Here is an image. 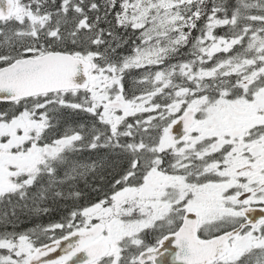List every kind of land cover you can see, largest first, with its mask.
<instances>
[{"label":"snow or ice","instance_id":"snow-or-ice-1","mask_svg":"<svg viewBox=\"0 0 264 264\" xmlns=\"http://www.w3.org/2000/svg\"><path fill=\"white\" fill-rule=\"evenodd\" d=\"M0 104V264H264V0H0Z\"/></svg>","mask_w":264,"mask_h":264},{"label":"trees","instance_id":"trees-1","mask_svg":"<svg viewBox=\"0 0 264 264\" xmlns=\"http://www.w3.org/2000/svg\"><path fill=\"white\" fill-rule=\"evenodd\" d=\"M5 107L4 104H0V108ZM63 209L58 211H53L48 215L42 217H32V216H24L21 217L19 223L16 225V228L20 231L28 230L34 227L36 224H50L57 222L60 219L61 213Z\"/></svg>","mask_w":264,"mask_h":264},{"label":"rangeland","instance_id":"rangeland-1","mask_svg":"<svg viewBox=\"0 0 264 264\" xmlns=\"http://www.w3.org/2000/svg\"><path fill=\"white\" fill-rule=\"evenodd\" d=\"M218 32H219L220 35L224 34L223 30H218ZM149 239H151V238L149 237Z\"/></svg>","mask_w":264,"mask_h":264},{"label":"water","instance_id":"water-1","mask_svg":"<svg viewBox=\"0 0 264 264\" xmlns=\"http://www.w3.org/2000/svg\"><path fill=\"white\" fill-rule=\"evenodd\" d=\"M168 259H169V262L171 261V257H168Z\"/></svg>","mask_w":264,"mask_h":264}]
</instances>
